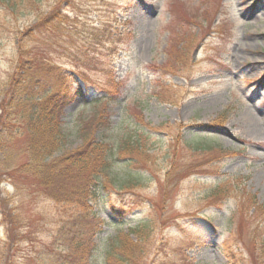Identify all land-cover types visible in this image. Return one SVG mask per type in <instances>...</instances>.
Instances as JSON below:
<instances>
[{"label":"rangeland","instance_id":"374dc122","mask_svg":"<svg viewBox=\"0 0 264 264\" xmlns=\"http://www.w3.org/2000/svg\"><path fill=\"white\" fill-rule=\"evenodd\" d=\"M16 41L25 60H49L72 74L71 90H83L65 110L62 151L81 142L77 118L105 105L116 146L141 138L134 162L117 152L115 169L141 182L85 203L101 232L69 256L63 231L76 219L82 243L88 217L53 202L31 175L0 182V207L16 222L8 231L0 215V264H104L100 248L109 246L116 264L113 236L141 225L128 236L138 251L127 264H230L220 246L237 224L231 254L250 264L248 235L264 215V0H0V102L29 67ZM57 85L45 83L48 92ZM93 97L101 103L82 102ZM26 136L21 129L7 152L24 150Z\"/></svg>","mask_w":264,"mask_h":264},{"label":"trees","instance_id":"16d2710c","mask_svg":"<svg viewBox=\"0 0 264 264\" xmlns=\"http://www.w3.org/2000/svg\"><path fill=\"white\" fill-rule=\"evenodd\" d=\"M4 1L8 2V0ZM53 18L52 15V17L41 20L34 25V29H41L44 23L52 22ZM53 28L58 30L59 26L53 25ZM25 33L19 32L18 35L22 37L25 36ZM14 43L18 53V62L27 61L29 67L27 66V70L21 72L17 83L9 82L6 89L3 90V97L0 102L1 108L4 109V113L0 114V150L4 149L6 153L0 158V182L8 180L9 183L13 184V178L17 175H31L32 178H36L38 186L46 192L47 197L53 202L63 203L62 207L69 209L75 207V214L88 217L87 220H90L89 224L91 225L89 231H85L88 232V236L84 235L83 229H79V237H81L82 243L75 238V226L78 227L76 219L69 222L72 228L63 231V237L67 239L65 251L69 256L73 248L75 251L86 250V245L83 242L91 239L95 234L98 236V233L101 232L100 228L94 227L93 223L96 222L94 215L89 218L91 212L89 213L85 203L93 201L96 196H99L98 193L101 190H106L108 186L112 185L117 190L122 189V187L123 189H130L134 187L135 183L141 182V174L131 171L130 168L121 171L115 170L117 152L121 156L127 153L128 156L122 160L130 165L129 163L134 162L133 155L140 154L141 138L128 135L116 146L111 135L113 126H111L109 112L105 110V105H101L102 107L90 117L77 118L78 121L74 130L80 136L81 142L77 147L63 152L62 144L65 134L62 122L65 110L74 97L79 96L82 97L81 99L85 97L83 90L81 88L71 90L68 82L72 74L63 68H57L49 60L36 54L32 57V61L30 56L25 60L23 54H27L24 53V50L27 49L22 48L21 42L16 41ZM31 63L35 65V68ZM49 72L53 74L50 75ZM53 81H57L58 85L55 90L48 92L50 88H46L45 83L51 84ZM6 102L7 105H5ZM82 102L84 104L85 102L97 104L98 102L101 103V98L93 97L90 101L84 100ZM16 109L20 118L14 120L11 117V111H16ZM21 129H25L27 132L25 149L14 155L7 152V148L9 149L14 145V137L20 135ZM20 154L24 156L25 161L19 162ZM120 172L121 174H119ZM115 181L116 183H114ZM258 206V209H264V202ZM242 214L244 216V212ZM0 215L4 227L10 231L11 225L16 222L10 217L4 205L0 207ZM243 220V224L251 222L249 218ZM99 223L105 224L102 220H99ZM204 223L212 227L210 222L205 221ZM143 225L145 226V224ZM237 225L235 231L238 233L241 226ZM141 230L142 225L137 230L135 228L124 234L119 232L113 236L111 247L114 246V249L118 250L119 253L115 261L116 264H127V261H131L129 256L136 253L138 247L128 241V236L131 232L138 236ZM235 231L229 238H223L220 246L230 264L239 263L231 254V247L238 245V235H235ZM216 233L219 232H215V235ZM248 237L253 245L248 250L250 264H264V215L254 229L249 232ZM109 248L110 246L104 249L100 248L103 256L102 263L104 264H111L113 259L112 251H109ZM252 251L253 255L250 256ZM255 251L256 254L254 255ZM66 264H70V262L68 261Z\"/></svg>","mask_w":264,"mask_h":264}]
</instances>
